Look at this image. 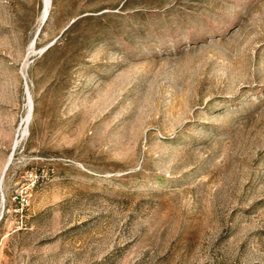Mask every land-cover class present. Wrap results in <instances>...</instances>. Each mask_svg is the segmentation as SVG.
Instances as JSON below:
<instances>
[{"label": "rangeland", "instance_id": "1", "mask_svg": "<svg viewBox=\"0 0 264 264\" xmlns=\"http://www.w3.org/2000/svg\"><path fill=\"white\" fill-rule=\"evenodd\" d=\"M45 4L0 0V264H264V0Z\"/></svg>", "mask_w": 264, "mask_h": 264}, {"label": "bare ground", "instance_id": "2", "mask_svg": "<svg viewBox=\"0 0 264 264\" xmlns=\"http://www.w3.org/2000/svg\"><path fill=\"white\" fill-rule=\"evenodd\" d=\"M49 4H50V0H46V4L45 6L47 5V8L49 7ZM46 9V8H45Z\"/></svg>", "mask_w": 264, "mask_h": 264}]
</instances>
